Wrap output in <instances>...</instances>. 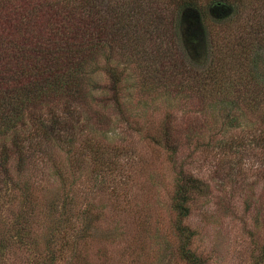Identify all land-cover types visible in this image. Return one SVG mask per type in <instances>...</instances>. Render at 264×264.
<instances>
[{
  "label": "rangeland",
  "instance_id": "374dc122",
  "mask_svg": "<svg viewBox=\"0 0 264 264\" xmlns=\"http://www.w3.org/2000/svg\"><path fill=\"white\" fill-rule=\"evenodd\" d=\"M244 1L237 10L214 9L203 21L196 12L185 13L178 36L170 35L166 22L163 45L186 69H202L223 58L227 71L233 58L255 60L257 67L249 73L232 70V78L234 85L250 84L259 99L248 101L253 96L243 95L242 87L229 94L180 89L182 76L139 67L136 57L114 52L111 65L123 69L125 77L126 121L108 98L109 79L97 56L84 83L94 98L93 112L83 109L82 116L106 129L112 152H120V170L109 188L97 191L89 158L81 161L82 175L74 172L76 141L70 154L57 150L50 160L42 157L47 168L41 166L45 173L39 179L31 178L36 182L27 198L0 194V264H186L177 252V217L171 209L180 165L205 184L183 220L194 231L191 249L200 263L264 264V28L257 39L251 35L257 33L244 36L250 10L258 6L264 13V0ZM167 122L177 137L173 155L148 138ZM84 140L85 135L79 136L77 144ZM41 156L37 159L43 165ZM67 201L72 207L68 219L54 209ZM89 205L92 224L87 236L76 238V214L82 223ZM18 232L27 234L30 248L15 241Z\"/></svg>",
  "mask_w": 264,
  "mask_h": 264
},
{
  "label": "trees",
  "instance_id": "16d2710c",
  "mask_svg": "<svg viewBox=\"0 0 264 264\" xmlns=\"http://www.w3.org/2000/svg\"><path fill=\"white\" fill-rule=\"evenodd\" d=\"M243 3L244 0H0V194L16 192L13 199H19V194L27 198L36 182L31 178L39 179L45 173L41 166L47 168L42 157L45 159L47 155L50 160L57 150L70 154L75 141L79 157L75 155L76 161H72L74 172L80 171L82 175L81 161L89 158L92 188L97 191L109 188L114 173L121 167L120 152H112L105 128L82 116L83 109L93 112L94 98L88 94V88L84 89V83L89 82L88 68L97 56H102V69L109 79L108 98L123 120L128 114L122 100L125 77L123 69L111 65L114 52L131 54L139 67L182 76L185 81H179L180 89L185 86L191 91L229 94L232 89L242 87L243 95L253 96L248 101L259 99L250 84H233L232 70L249 73L257 64L255 60L232 59V41H229L232 65L227 71H223L220 62L223 58L202 69L192 66L186 69L172 58L174 53L168 52V45H163L168 37L166 22L170 23V35L178 36V23L185 13L196 12L203 21L214 9L224 10L228 6L237 10ZM248 17L250 24L247 29L243 26L244 36L257 33L251 34L257 39L261 27L264 28L262 7H252ZM104 117L100 114L97 118L103 122ZM81 135H85V140L77 144ZM148 138L172 155L177 150V137L169 122ZM39 154L43 165L37 159ZM204 190L200 178L180 165L171 209L177 217L175 228L180 240L177 252L186 264H201L191 249L194 231L183 220L190 214L193 195ZM110 191L116 193L117 189L111 186ZM69 202L54 207L59 216L67 219L71 216ZM90 209L89 205L82 212V223L76 214V238L88 234L93 219ZM14 238L19 245L30 248L26 233L18 232Z\"/></svg>",
  "mask_w": 264,
  "mask_h": 264
}]
</instances>
